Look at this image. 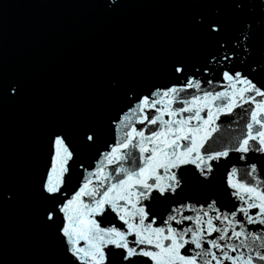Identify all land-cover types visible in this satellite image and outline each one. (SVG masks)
<instances>
[{"label": "snow or ice", "instance_id": "obj_1", "mask_svg": "<svg viewBox=\"0 0 264 264\" xmlns=\"http://www.w3.org/2000/svg\"><path fill=\"white\" fill-rule=\"evenodd\" d=\"M186 3L199 52L112 75L89 116L48 129L34 213L54 264H264V0Z\"/></svg>", "mask_w": 264, "mask_h": 264}, {"label": "water", "instance_id": "obj_2", "mask_svg": "<svg viewBox=\"0 0 264 264\" xmlns=\"http://www.w3.org/2000/svg\"><path fill=\"white\" fill-rule=\"evenodd\" d=\"M109 3L0 0V83L20 86L14 100L0 88V192L15 194L11 202L0 199V264H54L58 258L34 213L48 129L89 116L104 102L112 75L135 69L149 80L164 58L202 47L188 31L186 0ZM257 50L264 51V35L249 63L259 59ZM255 79L264 83V74Z\"/></svg>", "mask_w": 264, "mask_h": 264}]
</instances>
